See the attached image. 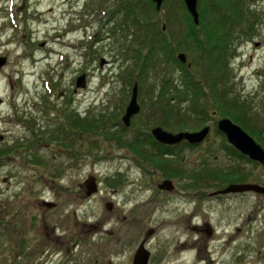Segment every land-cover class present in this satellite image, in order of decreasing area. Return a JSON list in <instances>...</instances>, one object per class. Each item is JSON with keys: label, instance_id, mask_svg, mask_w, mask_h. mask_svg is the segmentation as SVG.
Wrapping results in <instances>:
<instances>
[{"label": "rangeland", "instance_id": "374dc122", "mask_svg": "<svg viewBox=\"0 0 264 264\" xmlns=\"http://www.w3.org/2000/svg\"><path fill=\"white\" fill-rule=\"evenodd\" d=\"M119 1L0 0V264H132L144 240L149 264H264V194L212 196L232 183L264 185V165L235 156L217 129L230 118L264 148V0H199L203 42L230 31L225 81L214 57L182 43L180 0L160 10L144 0L137 36L112 10ZM214 2L240 5L235 25ZM159 28L187 55L196 111L191 90L172 97L183 70L166 51L146 58L147 31ZM136 82L141 110L127 127ZM158 126L211 129L165 155L148 135ZM165 180L174 191L159 188ZM21 249L22 263L11 257Z\"/></svg>", "mask_w": 264, "mask_h": 264}, {"label": "trees", "instance_id": "16d2710c", "mask_svg": "<svg viewBox=\"0 0 264 264\" xmlns=\"http://www.w3.org/2000/svg\"><path fill=\"white\" fill-rule=\"evenodd\" d=\"M180 2L182 4V8L184 11L185 20L187 21V31H186L187 34H186L185 40L184 39L182 40V43L185 44V46L191 45L189 49L192 48L195 51V53L196 52L198 53L201 51L203 54H208L211 57H214L213 64L220 63L219 66L222 67L223 71L222 70L221 71H222V75L224 76L222 80L225 81V77L227 76V73H228V71L225 70V68H227L228 66V62L226 61V53L230 50V40H231L230 31L225 30L222 32L220 28V33H217L216 41L212 43L211 46H207L206 43L203 42L202 37L201 35H199V32H198V30L200 29V25L202 24V21L200 22L201 24L199 26H196L193 21L192 16L190 15V13L188 12L186 8L184 1L180 0ZM237 2L233 4V7L230 6L232 11L228 8L221 7V5H219L218 2H214V4L217 7H220L222 9L220 10V12H222L221 20H223L224 23H228L229 21L232 20L233 22L228 23V24H231L232 26L236 24V21L234 20V16H233V11H238L239 9L240 5ZM143 3H145L144 0H120L118 4L114 7V9H112V10H115L118 17L121 16L120 18H122L124 22L123 26L126 29H130V30L131 28L134 29L133 31L135 32L134 34H136V36L142 32L141 25L143 24L142 22H140L141 18H140V15L137 14V8L139 7V5L141 4L143 5ZM149 4L154 5L152 1H150ZM211 25L212 24H209L208 27ZM209 32L211 33V31ZM147 33L149 35L147 34L146 37L148 38L151 44L145 43V47H149L146 58L148 59L150 54H153V53L155 54L159 51L164 50L166 51L164 53L167 55L169 60H172L174 64L178 65V67L183 70L182 72L183 87L180 88V86L176 85L174 82L172 83V79L166 78L164 82V87L162 89L163 91L161 90L162 93L160 94V97L163 98L164 96L167 95L166 91L164 93V89L171 82L173 86H175L174 90L171 92L172 97H178L177 95H180L183 90H186V93H188L187 97L190 94V90L193 92L192 94H194L195 97L193 98L192 108L194 111H196L197 108L200 107V105L197 102L198 99L196 100L197 93H198V81L195 78V76L191 73V71L187 68V65L183 64L176 56V53L179 47L176 48L173 45H171L169 42H167L166 34L160 28L157 32L156 30L154 31L153 29V31H147ZM207 42L209 43V40ZM142 52H143L142 48L141 49L135 48L134 54H136L137 57L140 58L142 55ZM170 105H171L170 109L175 110L176 105H173V104H170ZM219 133L224 136V134H222L221 132ZM148 135L151 138H153V142L155 145H157L158 151L165 155L174 154L175 152L174 149L176 147H179L180 145V144L173 145V146L165 145V144H162L156 141L155 138L151 135V133H148ZM185 144L189 146H193L186 142ZM226 146L229 150H231V152L235 156H238L240 158H248L246 155H243L241 152H239L234 146L228 144V142L226 143ZM11 254H14V255H11ZM11 254H10L11 257L15 259L16 262L17 260L20 259L21 260L20 263H22L24 259L30 257L29 254L25 253V249L24 250L21 249L17 251L16 253H11Z\"/></svg>", "mask_w": 264, "mask_h": 264}, {"label": "water", "instance_id": "95a60500", "mask_svg": "<svg viewBox=\"0 0 264 264\" xmlns=\"http://www.w3.org/2000/svg\"><path fill=\"white\" fill-rule=\"evenodd\" d=\"M157 10L162 8L164 0H152ZM188 12L193 18L195 25L200 24V13L198 10L199 0H183ZM165 27V26H164ZM178 59L183 63L187 64L188 58L184 52L178 54ZM6 63V58L0 57V68ZM190 67V63L188 64ZM77 87L85 86V77L81 76L77 80ZM139 95V85L136 82L133 87V94L130 103L126 109V113L123 116V123L125 126L129 127L131 125L132 118L137 115L141 106L138 101ZM218 130L223 133L229 144L234 146L243 155L248 156L251 160L264 165V148L259 144L254 137H252L248 132H246L240 125L234 123L230 118H222L218 122ZM210 126H206L200 131L189 132L182 131L178 133H173L165 130L164 128L158 126L152 129L151 134L156 141L165 145H177L182 142H187L191 145H198L203 143L210 133ZM87 187V195L92 196L98 191V183L96 177L93 176L85 181ZM160 189L172 190L174 184L171 180H165L159 185ZM258 192L264 194V185L258 183H232L226 188L220 190L221 194L227 193H238V192ZM151 251L146 247L145 240L142 241L139 248L137 249L132 264H149L151 259Z\"/></svg>", "mask_w": 264, "mask_h": 264}, {"label": "flooded vegetation", "instance_id": "af4514ba", "mask_svg": "<svg viewBox=\"0 0 264 264\" xmlns=\"http://www.w3.org/2000/svg\"><path fill=\"white\" fill-rule=\"evenodd\" d=\"M176 186V185H175ZM174 190H175V187L173 188ZM172 189V190H173ZM168 190V189H167ZM172 190H169L170 192L172 191ZM173 190V191H174ZM227 194H229V193H227ZM224 195H226V194H215V195H212V196H214V197H222V196H224ZM208 264V263H207Z\"/></svg>", "mask_w": 264, "mask_h": 264}]
</instances>
